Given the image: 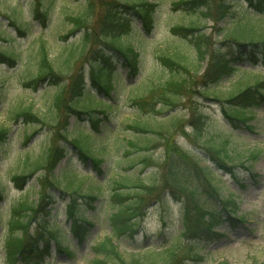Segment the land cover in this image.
Returning <instances> with one entry per match:
<instances>
[{
    "label": "rangeland",
    "instance_id": "1",
    "mask_svg": "<svg viewBox=\"0 0 264 264\" xmlns=\"http://www.w3.org/2000/svg\"><path fill=\"white\" fill-rule=\"evenodd\" d=\"M141 1L153 10L154 25L150 34L143 30L142 22L134 18L130 8L116 7V4L129 6ZM179 1L0 0V30L4 31L0 33V49L8 47L18 54L13 62L0 57V126L6 123L10 110L28 106V103L44 122L28 124L22 118L11 121L8 138L0 143V264H7L6 254H10L5 246L13 230L11 219L15 214L11 209L20 203L35 202L39 190L53 198L48 199L51 202L47 208L49 213H43L38 224L35 223L36 210L31 212V219H27L24 226L30 237L42 233L45 241L49 239L48 250L45 247L37 264H93L90 246L112 236L110 215L120 202L133 205L139 199L140 220L136 234L113 238L123 253L122 262L118 264H132L135 260H138L136 264H258L264 260V101L248 105L247 109L253 114L248 117V123L242 124L229 121L223 113L227 110L225 103L214 99L208 91L212 89L224 100L237 80L242 81L248 75L263 77L264 65L261 60L256 65L230 61L228 66L232 74L223 75L216 83L205 77L214 71L213 65H221L212 61V54L224 56L237 49L224 37L251 21L264 25V13L262 16L252 13L243 0H226L231 8L220 18L214 8L221 0H204V8L195 12H191L192 5ZM33 5L40 15L41 6L48 9V16L43 18L42 15L41 25L38 20L29 19V9ZM117 14L126 23L123 32L127 35L122 42L133 43L137 35L141 41L133 44L139 57L132 75L122 64L121 56L103 41L112 31ZM79 15H86V25L70 35V18ZM8 18H16L20 26L26 22L29 34L20 37ZM178 25L197 27L198 33L206 36L203 59L198 57L191 43L190 38L196 31L190 32L191 37L174 35L170 29ZM85 33H88L86 46L81 56L73 61L68 50H78L79 39ZM40 41L45 43L47 58L59 77L57 84L45 79L47 81L37 89L24 87V81L35 75ZM162 52L182 58L187 70L177 72L165 68L157 58ZM104 54L119 82L113 81V90L108 96L96 90L90 77L94 64L100 62ZM77 80L83 84L80 95L87 93L80 99L86 101L85 106L104 111L103 114L95 112L92 115L95 120L64 109ZM166 80L184 82L176 109L165 105L161 90L157 89ZM61 86H65V97L56 110L53 109L56 103L53 108L51 105ZM165 93L167 97L172 95ZM98 99H102L105 106L96 107ZM133 100L149 105L139 107ZM194 114L202 119L198 128L193 125ZM143 123L150 130L161 131L165 138L161 139L156 132L142 133L134 127ZM248 125L254 128L250 130ZM128 141L143 149L127 153ZM220 141H226L234 158V176L217 169L209 157L206 148ZM71 145L88 148L101 160L99 170L96 171L89 160L82 162ZM53 147H62L63 153L52 168L49 158ZM249 152H257V159L251 166L242 164ZM185 154L197 165L208 168L213 176L211 182L219 188L218 194L199 174V178L195 177L193 163L184 157ZM34 163H39L40 167L29 174ZM172 163L179 164L178 173L186 176L191 186H196L192 197L169 182L168 170ZM21 175L23 179H13ZM189 175L192 176L189 178ZM69 183L82 194L96 197L91 208L85 206V218L91 225L85 226L82 240L72 236L70 222L64 214L66 204L72 203L70 196L84 205L82 199L66 188ZM140 183L151 189L141 188ZM119 184L126 186L121 185L118 190L125 200L114 197ZM225 199L236 202V213L224 209ZM44 206L43 203L40 208ZM213 210L219 217L216 222L204 217L206 211ZM240 216L244 217L242 222L233 219ZM42 223L52 229L58 228L62 245L69 243L74 255L68 257L64 251H59L53 239L42 230ZM16 235L20 236V231ZM170 252L173 256L169 258ZM28 256L15 255L10 264H23L22 260Z\"/></svg>",
    "mask_w": 264,
    "mask_h": 264
},
{
    "label": "trees",
    "instance_id": "2",
    "mask_svg": "<svg viewBox=\"0 0 264 264\" xmlns=\"http://www.w3.org/2000/svg\"><path fill=\"white\" fill-rule=\"evenodd\" d=\"M248 7L252 10V13H256L257 16H262L264 13V0H243ZM178 3L182 4H187L189 3L192 8L191 12H195L199 10L200 8H204V0H189V1H179ZM175 4L176 6L178 5ZM228 5V6H227ZM231 4L227 3L226 0H221L219 6L217 8H214L216 11L215 13H219L220 18L225 16L228 12V10L231 8ZM42 12L41 15L39 14L38 9H34V5L30 7V21H35L38 20L40 22V25L43 23V18L48 16L49 12L46 6H42ZM116 7H121V8H130L133 12V15L138 19L142 21L143 24V30L145 32L149 33L150 28L154 25L153 23V10L149 8L148 3H144L143 1L139 2L138 4H129L127 6L126 4H116ZM206 10L209 8L207 6ZM13 11L16 10V7L11 8ZM209 12V10H208ZM210 14V13H209ZM43 15V18H42ZM7 16V15H6ZM122 16L118 15L115 18V23L113 25L112 31H110L106 37H104L105 43L107 44L109 48L113 49L116 51L122 59V64L128 68H130V72H134V68L138 64V57H139V52L134 49L133 44L137 43L140 44V38H138V35L134 38V42H127L124 43L122 42L123 38L127 35L126 31H124V26L126 23L124 20L121 18ZM71 22L72 28L68 31L70 35L75 33V29H80L84 28L86 25V15H79L76 17H71ZM262 19V18H260ZM9 23L16 28L18 31L20 37H25L26 34H29V26L28 24H21L17 25L16 24V18L11 19L8 18ZM239 29L235 32H232L230 34H227L224 38L225 41L232 42L233 45L236 46L237 49H234L233 51H228L227 54L224 56L221 55H211L212 61L221 64V65H213L214 71L211 72V74L205 75V77H210V82L211 83H216L219 81L223 75H229L232 74L231 69H229L228 62L230 61H236V62H244L246 61L247 63H250L252 65H256L259 63L261 60V63L264 65V31H259V30H264V25L262 22L252 21L250 23H245L243 26H239ZM197 27L193 26H181L178 25L176 27H172L170 30L174 35H183V36H190V32L192 30L196 31L194 36H190L191 38V43L196 50V53L200 59H203L205 55V42H206V36L204 34H200L197 31ZM121 31V32H119ZM4 31L0 30V33H3ZM67 34V33H66ZM150 34V33H149ZM66 37V36H65ZM80 41V46L78 47V50L72 51L68 50L69 52V57L72 58L73 61L77 60L81 56V52L85 48L86 41L88 40V33H85L84 35L81 36L79 39ZM40 46L37 55H38V64L36 68L35 75L32 76L28 81H24L23 86L24 87H31L33 89H37L41 83L44 81H47L45 79H48V81H51V84H57L58 76L54 74V68L52 66V63L50 62V59L47 58L46 52H45V43L40 41ZM5 49V50H4ZM8 47L6 48H1L0 49V57L2 60H9L11 62L14 61V59L18 56L17 52L9 50L8 52ZM76 53V54H75ZM244 55V57H242ZM245 55H248L245 58ZM177 55H170L167 52H162L161 54L157 55V58L159 59L160 63L167 68L168 70L171 71H183V69L187 70L186 65L182 61V58H180ZM259 57V58H258ZM73 63V62H72ZM1 64H6V63H1ZM11 64V63H10ZM95 67L92 68L91 70V80L96 88L97 91L103 92L106 95L109 94V92L112 90V82L117 78L113 75L112 71L110 70L112 68V65L109 63L106 55L104 54L101 57L100 62H96ZM261 65V64H260ZM110 67V68H109ZM57 71V70H56ZM60 71H57L56 73L59 74ZM61 77V76H60ZM250 77L254 78L255 80L252 81ZM185 80V79H184ZM157 89L161 90V100L165 103V105L175 108L179 104V98H178V93L184 90V82H179V81H172V80H166L163 83H161ZM83 84L81 83V80H77V82L74 83V86L72 90L70 91L71 93V98L70 101L67 104V107L65 105L64 109H67L68 111H71L73 113H82V114H91L92 113H100L103 114V110H96V108H89L85 106V102H82L83 100H80L81 97L87 95L85 93L84 95H80L82 93L83 89ZM82 88V89H81ZM84 90V89H83ZM65 86H61V88L56 92L55 98H54V103L51 105L53 108V105L56 103V106L54 105L53 109L58 110L60 107V103H62L63 98L65 97ZM211 92L214 99H218L219 101H223L228 103V106L226 107L227 110L225 111V116L228 117L229 120H235L236 122L239 123H245L247 122L250 118L249 114L247 111L244 110V108L248 107V105H253V104H258L259 101H264V76H247L246 78H242V81L237 80L233 86H231L230 91L226 94V97L224 100H220L218 96H216V92H212V89L208 90ZM165 92H170L172 95L167 97ZM69 93V92H68ZM90 100V99H88ZM134 104L137 106H143L145 103H140L136 102V100H133ZM29 105H23V107L18 106L17 110H10L9 113L10 115L6 119V123L4 125L0 126V143L3 142L7 136L9 135L10 127H9V122L11 121H18L19 119H23L25 123L28 124H43L44 122L42 121L41 118L37 114L33 112V105L28 103ZM100 101L98 102L99 107ZM103 106V105H102ZM83 109V110H81ZM12 111V112H11ZM95 120V119H94ZM93 122L94 124L97 122ZM202 123V119L199 115L194 114L193 118V125H195V128H198ZM136 124L134 127L138 129V131L149 134V133H157L158 137L161 139L165 138V135H162L161 131H155V130H150L147 128L146 124ZM171 127L173 125H170ZM249 127V126H248ZM252 129V128H250ZM167 131V130H166ZM128 146V151L127 153H134L135 151H139L143 147L138 146L135 142H127ZM76 150H78V155L82 161L90 160L92 165L97 169V167L100 165L101 160L96 157L94 154L89 152V149H82L79 146L75 145ZM132 150H131V149ZM62 147L60 148H53L52 149V154L51 157L49 158L51 162V167L53 168L57 161L62 157ZM207 151L209 152V157L211 158L212 162L218 169H222L225 171L231 172L233 165L234 158L230 155L229 150L227 149V144L226 141H220L219 144L215 145H210L209 147L206 148ZM126 153V152H125ZM54 158L52 161L51 158ZM184 157H186L188 160L190 159L191 156L188 154H185ZM257 157V152H249L245 158L251 159L250 162H245L248 163L250 166L252 163L256 161ZM186 159V160H187ZM193 163V171L195 172V177H198V174L203 177L205 181L208 182V184L211 186L212 191L218 192L219 188L211 182V172L208 170L207 167L197 165L195 161L190 159ZM240 161V160H239ZM40 165L38 163H35L33 165V169L29 172V174L34 170V168H38ZM180 165L176 163H172V165L169 166L168 170V175L170 177L169 181L172 183L176 189L180 190L181 193L183 194H192L187 193L189 190H195L196 186L190 185V181L184 180L186 176L180 175L179 168ZM249 169V168H248ZM178 170V171H177ZM233 173V171H232ZM192 175H189V178ZM16 179H19L16 177ZM199 180V179H197ZM186 181V182H184ZM141 188H146V190H150V188L144 186L142 183ZM124 186L123 184H119L116 187V193L114 197L117 199H122L125 200V196L123 197L121 193L118 191L120 189L119 186ZM193 187V188H191ZM67 189L71 190V193L82 199V203L78 202V199L76 197L70 196V201L72 202L71 205H68V207H65V214L68 220H70V229L72 232V235L76 239H82L83 232L86 231V225H91L88 221L85 220V206L87 205L88 207H92L93 203L95 201V197L91 196L90 194H82L83 192H80L79 188L73 189L71 188V184H67L66 186ZM41 197L44 199H48L49 197H52L51 194L45 193L41 190ZM53 198V197H52ZM50 200L44 201V205L48 206L50 204ZM140 199L136 200L134 204H125V202H120V205L118 206V209H115V211L110 215L109 221L111 223L110 227L112 230L111 235L112 236H106L101 240L100 242L94 244L91 247V251L93 254V259L92 262L93 264H118L117 262H122V257L123 253L118 250V248L114 244V239L113 238H121V237H130L132 234H136V227L138 226V216L140 215ZM225 207L224 209L231 213H236L237 211V204L233 200H225L224 202ZM22 207V209L19 208ZM41 206V204H39ZM34 203H20L14 208V214L12 219H11V226H13V230L11 231L10 235L7 238L6 241V249H9L8 253L14 257L15 254H25V253H31L34 251V248H36V244L38 242H43L42 240H34L29 237V234L27 232V227L24 229L26 220L31 217V212H34ZM26 209V211H25ZM25 211V212H24ZM200 215L199 217H201ZM209 218L208 214L206 213L204 217ZM234 220L238 222H242L244 220V217L240 216L238 218H234ZM213 221V218H211ZM216 222V221H215ZM138 228V227H137ZM44 229L47 231V229L44 227ZM20 231V236L16 235V232ZM50 231V236L53 238L55 241L57 239V232L49 230ZM26 236V238H25ZM61 243H58L60 245ZM62 251L68 252L70 254H73L72 251L69 250L68 247H60ZM69 250V251H68ZM168 253V251H166ZM169 258L173 256V252L169 253ZM9 258V257H8ZM11 259V258H10ZM138 260H135L132 264H136ZM155 264V263H152ZM258 264H264V260L261 261Z\"/></svg>",
    "mask_w": 264,
    "mask_h": 264
},
{
    "label": "bare ground",
    "instance_id": "3",
    "mask_svg": "<svg viewBox=\"0 0 264 264\" xmlns=\"http://www.w3.org/2000/svg\"><path fill=\"white\" fill-rule=\"evenodd\" d=\"M98 92H100V91H98ZM101 93V92H100ZM225 103V107H227L228 106V103H226V102H224ZM251 162V159H247L246 158V162ZM183 176V175H182ZM184 180H187V177L186 178H184ZM188 181V180H187ZM184 182H186V181H184ZM191 188H193V187H191ZM192 192V194H187V195H189V196H193V191L191 190V191H189V192H187V193H191ZM184 195H186V194H184ZM206 213L208 214V216H209V218H213V221L215 220V221H217L218 219H219V217L217 216V214L214 212V210L213 211H206ZM139 220H140V215H139V219H138V225H139ZM138 227V226H137ZM137 227H136V229H137Z\"/></svg>",
    "mask_w": 264,
    "mask_h": 264
}]
</instances>
